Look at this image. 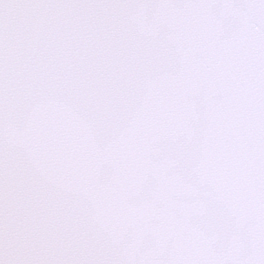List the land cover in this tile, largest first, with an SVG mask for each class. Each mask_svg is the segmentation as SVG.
Instances as JSON below:
<instances>
[{
	"label": "snow or ice",
	"instance_id": "6c2138e0",
	"mask_svg": "<svg viewBox=\"0 0 264 264\" xmlns=\"http://www.w3.org/2000/svg\"><path fill=\"white\" fill-rule=\"evenodd\" d=\"M0 264H264V0H0Z\"/></svg>",
	"mask_w": 264,
	"mask_h": 264
}]
</instances>
